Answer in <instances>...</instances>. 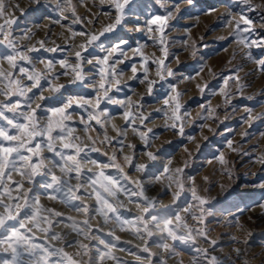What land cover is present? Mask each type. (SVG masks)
Listing matches in <instances>:
<instances>
[{
    "label": "clouds",
    "instance_id": "1",
    "mask_svg": "<svg viewBox=\"0 0 264 264\" xmlns=\"http://www.w3.org/2000/svg\"><path fill=\"white\" fill-rule=\"evenodd\" d=\"M119 3L0 0V106L18 98L3 113L31 124L40 161L8 165L23 189L0 229L25 225L51 264H264V0ZM33 251L5 242L0 264Z\"/></svg>",
    "mask_w": 264,
    "mask_h": 264
},
{
    "label": "snow or ice",
    "instance_id": "2",
    "mask_svg": "<svg viewBox=\"0 0 264 264\" xmlns=\"http://www.w3.org/2000/svg\"><path fill=\"white\" fill-rule=\"evenodd\" d=\"M114 3L117 4L118 8L123 7V5L119 3V0H114ZM163 22L164 20L162 17H154L150 21V23L153 25H160ZM15 75L16 72L14 71L12 74H10L8 78L7 85L10 88L16 84V81L12 78ZM30 79L31 77H29V80ZM0 82H3L2 75H0ZM101 87H103V85H101ZM13 98L17 97L9 96L5 101V104L3 106H0V114L3 113L4 108H7L9 105H12L14 103ZM15 106L20 107L21 105L16 103ZM125 118L127 119V116ZM61 121L62 112L54 111L50 114L49 127L54 130ZM8 124L11 125L16 131L14 135H9L8 133H5L4 129L0 128V201H2L5 197L12 201L19 200V196H13L12 194L14 192L19 193L23 189V184L16 183V181H14L11 175L9 174L8 165H15L16 163H18L16 159H13V157L19 155L22 160L27 162L28 166L33 171V174H35L36 170L40 168L39 157L34 156V149H38L39 146L34 143L35 137L32 131L31 124L28 121H25L19 126L15 125L13 121H8ZM65 149L68 151H72L75 149V146L72 144H65ZM67 159L72 160L74 159V157L69 156L67 157ZM16 174L23 176L24 172L20 169H17ZM5 177H7V180H5ZM56 179L57 178L55 176H52L53 181H55ZM13 185H15V187H13ZM96 198L97 200L100 199L98 195ZM0 207L4 208V211L8 213V218L11 219V205L0 204ZM105 207H107L109 211L112 210L111 205H109L107 202H105ZM45 211L48 210L43 209L37 201L36 208L28 217L27 223L33 225L35 229L39 231V226L41 223H48L49 218L47 215L44 214ZM3 219V217H0V222H2ZM24 227L25 225H21V231L17 232L13 230L12 232L4 235L3 238H0V245L5 244V242H7V247L14 251L17 245H19L21 242H25V246L32 245L34 249L32 255L36 260V264H51L47 248L40 244H34L33 241L35 240V237L29 238L28 235H25L23 231ZM106 260H111L114 262V264H119L116 258L110 253H100L97 257V264H105ZM65 264H74L73 258L71 256L65 255Z\"/></svg>",
    "mask_w": 264,
    "mask_h": 264
},
{
    "label": "rangeland",
    "instance_id": "3",
    "mask_svg": "<svg viewBox=\"0 0 264 264\" xmlns=\"http://www.w3.org/2000/svg\"><path fill=\"white\" fill-rule=\"evenodd\" d=\"M134 2H136V0H134ZM149 0H138V6L141 8V10L143 9V7L145 6L146 3H148ZM198 3H201L202 5H207V7L209 8V11H211L212 8L214 7H219V8H223V7H227L231 4V0H197ZM102 11H107L108 9H101ZM191 10L189 9L188 14H190ZM30 16L34 19L39 20V18H41L42 15H47L46 12H43V7L41 5H37L35 10L30 9L29 10ZM23 18V17H22ZM262 36H264V32L261 33ZM260 52L261 55H264V50H258ZM3 48L0 47V58H2L3 56ZM5 83H7L5 81ZM216 83V82H214ZM17 98H13V102H15ZM190 104L193 103V101L189 102ZM5 117H7L9 120H12L13 122H16V118L9 112H4L3 113ZM22 122V121H21ZM236 121H233L232 124H236ZM238 126V125H237ZM223 127V126H222ZM0 128L2 129H8V134L9 135H14L15 134V129L11 127V125H9L5 120L0 119ZM26 154V153H25ZM13 159H16V157H13ZM5 180H7V177H5ZM13 187H15V185H13ZM42 191V190H40ZM55 207V206H53ZM23 214H21V218H22ZM7 230L6 229H0V238H3L4 235H6ZM109 264H111V262H109Z\"/></svg>",
    "mask_w": 264,
    "mask_h": 264
}]
</instances>
